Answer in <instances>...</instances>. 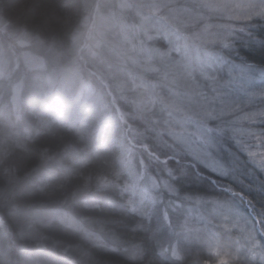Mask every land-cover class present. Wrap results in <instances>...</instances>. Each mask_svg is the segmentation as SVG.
Listing matches in <instances>:
<instances>
[{
  "label": "rangeland",
  "instance_id": "374dc122",
  "mask_svg": "<svg viewBox=\"0 0 264 264\" xmlns=\"http://www.w3.org/2000/svg\"><path fill=\"white\" fill-rule=\"evenodd\" d=\"M258 18L264 19V0H111L108 11L93 16L78 52L77 68L86 82L71 98L50 90L49 84L54 103L52 99L45 111L59 110L68 120L90 119L98 136L119 125L121 136L140 155L141 179L147 172L144 153L160 160L134 143L149 137L220 176L236 173L233 164L240 159L244 168L263 171L264 68L244 63L235 52L247 35V23ZM95 28L96 40L88 47ZM108 32L111 38L105 43L126 73V79L111 83L89 68L83 56L85 52L100 61L97 49ZM12 42L10 70L20 76L12 83L10 108L15 116L23 106L21 74L45 65L27 49L23 36ZM127 80L135 98L128 97ZM172 178L165 168L163 177L148 180L151 195L146 201L161 212L164 229L160 258L177 261L181 246L194 244L216 264L235 257L264 264V235L241 194L218 186L225 196L187 195L176 189ZM30 221L41 226L58 222L92 244L104 245L65 210L34 211ZM37 255H29L26 264H63L56 257Z\"/></svg>",
  "mask_w": 264,
  "mask_h": 264
},
{
  "label": "trees",
  "instance_id": "16d2710c",
  "mask_svg": "<svg viewBox=\"0 0 264 264\" xmlns=\"http://www.w3.org/2000/svg\"><path fill=\"white\" fill-rule=\"evenodd\" d=\"M110 8L111 0H0V264H26L35 254L63 264H216L194 244L181 246L177 261L159 257L164 242L161 212L146 200L151 195L148 180L163 177L165 168L180 193L225 196L218 186L240 193L264 235V170L244 168L240 159L233 164L236 173L220 176L149 137L134 143L165 161L145 152L147 172L141 179L140 155L121 136L119 125L98 136L90 119L68 120L59 110L45 111L52 99L54 103L52 91L76 97L86 82L77 68L78 52L93 16ZM245 28L247 35L235 52L244 63L264 68V19H253ZM97 34L96 28L90 33L88 47ZM20 35L45 66L20 73L23 106L14 116L12 83L20 76H12L10 54L13 38ZM103 35L97 49L100 61L84 52L87 65L110 83L124 80V63L105 43L111 34ZM128 82V97L135 98ZM42 209L69 212L104 245L92 244L58 222L32 223L31 214ZM225 264L261 263L235 257Z\"/></svg>",
  "mask_w": 264,
  "mask_h": 264
},
{
  "label": "bare ground",
  "instance_id": "6f19581e",
  "mask_svg": "<svg viewBox=\"0 0 264 264\" xmlns=\"http://www.w3.org/2000/svg\"><path fill=\"white\" fill-rule=\"evenodd\" d=\"M238 194H240V193H238ZM242 196V195H241Z\"/></svg>",
  "mask_w": 264,
  "mask_h": 264
}]
</instances>
